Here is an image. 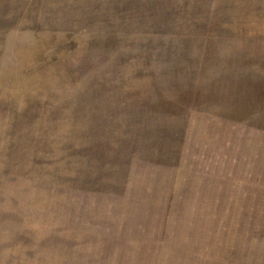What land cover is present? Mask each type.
I'll return each mask as SVG.
<instances>
[{"label":"rangeland","instance_id":"1","mask_svg":"<svg viewBox=\"0 0 264 264\" xmlns=\"http://www.w3.org/2000/svg\"><path fill=\"white\" fill-rule=\"evenodd\" d=\"M0 264H264V0H0Z\"/></svg>","mask_w":264,"mask_h":264}]
</instances>
